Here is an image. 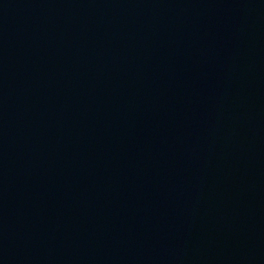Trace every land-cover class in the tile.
<instances>
[{
	"label": "water",
	"instance_id": "95a60500",
	"mask_svg": "<svg viewBox=\"0 0 264 264\" xmlns=\"http://www.w3.org/2000/svg\"><path fill=\"white\" fill-rule=\"evenodd\" d=\"M0 264H264V0H0Z\"/></svg>",
	"mask_w": 264,
	"mask_h": 264
}]
</instances>
